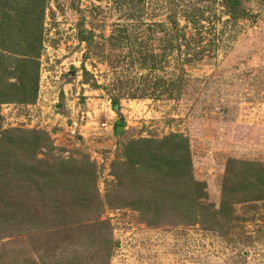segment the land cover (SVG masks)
<instances>
[{"label": "rangeland", "instance_id": "1", "mask_svg": "<svg viewBox=\"0 0 264 264\" xmlns=\"http://www.w3.org/2000/svg\"><path fill=\"white\" fill-rule=\"evenodd\" d=\"M238 2L245 14L224 0H0V180L14 172L8 155L13 169L18 153L88 159L101 207L76 222L94 229L99 219L113 240L107 262L89 260L93 239L75 246L81 260H67L52 241L29 244L0 228V264H264V0ZM31 62L37 95L22 103L15 92L31 88L21 72ZM6 92L18 101H5ZM33 133L49 140L20 143ZM165 141L184 145L190 166L157 193L191 196L190 213L171 209L155 221L146 202L108 201L114 168L144 142ZM140 170L147 200L150 174ZM186 181L187 191L178 186ZM52 218L38 209L37 236Z\"/></svg>", "mask_w": 264, "mask_h": 264}, {"label": "trees", "instance_id": "2", "mask_svg": "<svg viewBox=\"0 0 264 264\" xmlns=\"http://www.w3.org/2000/svg\"><path fill=\"white\" fill-rule=\"evenodd\" d=\"M224 1L232 7L233 14H245L242 9H239L238 0ZM30 70H35L36 72L38 64L34 65L31 62L30 65L21 71L25 75L28 84H31L29 90L24 85L21 88H17L15 92V94L21 96L22 100L19 101H22V103L32 100L37 95L38 77L34 74L31 75ZM4 97H7L5 101L7 100L9 103L18 101L14 95L7 92ZM111 109L120 116V105L117 99H112ZM122 123L117 122L116 126ZM22 136L20 143L25 142L26 145L32 146L33 149L39 146L42 141L49 140L38 133ZM23 139L25 140L23 141ZM151 144L154 143L144 142L145 146L141 145L139 152L136 149L135 154L138 156L135 158L136 160H132V155H130L128 156L130 163L125 165V167L122 165V167L116 166L114 168V176L116 177L115 188L117 189L112 194L107 195L108 201L114 199L119 208L123 207L126 202H134L135 205L133 206L135 207L141 205V202H146L145 204H148L153 209H151L152 213H150L149 219L155 221H160L165 216L164 213L171 209L183 210L185 211L183 214L190 213V210H192L191 206L195 202L191 196L179 198L178 201H175L169 195L167 197L162 193H157V190L163 185V183L161 184L162 181L169 182L168 179L174 177L172 172L182 173L190 166L188 149L184 145H180L181 143L170 144V142L165 141L158 146H151ZM164 144L165 146H163ZM130 152L132 153V151ZM14 157H17L15 169L10 166L12 160L10 155H8L9 160L6 163L8 165L7 168L9 167L14 172L8 173L4 181L0 180V192H5L6 194L2 197L5 199V203L1 204L4 214L0 221V228L8 229L7 231H11V235L14 232L17 233L16 236L27 235L28 238L26 240H28L29 244L37 242L38 238L42 244H48L52 241L55 253L60 250L59 257L61 259L64 256H76L77 260H81L83 256L77 257L79 252L76 251L75 246L81 241L93 239V242L97 243L94 246L99 245V248L97 251H93L92 247L89 246L90 250L87 251L89 260L95 262L96 260L102 261L104 259L107 262L112 251L113 240L104 222L100 223L98 222L99 219L95 220L97 224L94 229H92L94 227L92 225L87 226L88 229L79 225L80 221L79 223L78 221L76 222L79 216L82 217L84 215V218L91 216L95 210L101 207L99 195L96 192L95 165L88 159L64 160L54 156L49 162H40L35 160L33 156L29 157V155L22 153H18ZM148 157L149 159H147ZM136 164L140 167H137ZM142 167L149 170L151 179L149 183L147 182L151 186V192L148 190L149 192L146 193L147 200L142 199L140 181L137 182L145 171L140 170ZM148 170L146 171L148 172ZM176 185L177 182H170L169 188L172 189ZM178 186L186 191L191 189L190 181H186V183L178 182ZM153 187H155V191H152ZM40 207L45 214L51 215L53 220L52 226L41 231L37 236V231L39 230H36L33 224L35 225L37 212ZM71 219L74 221L68 225L67 222ZM56 222L57 224L59 222L63 223L66 226L57 232L49 231L48 229L58 227ZM104 231L107 232V236ZM115 246L117 247L118 244H115ZM69 259L70 257L67 258V260ZM57 261L59 264H63L61 260ZM64 264H67L66 261Z\"/></svg>", "mask_w": 264, "mask_h": 264}, {"label": "water", "instance_id": "3", "mask_svg": "<svg viewBox=\"0 0 264 264\" xmlns=\"http://www.w3.org/2000/svg\"><path fill=\"white\" fill-rule=\"evenodd\" d=\"M70 75L72 76L73 73L70 72ZM123 131H124L123 124H118V126L116 127V132H115L116 137L119 138Z\"/></svg>", "mask_w": 264, "mask_h": 264}, {"label": "built area", "instance_id": "4", "mask_svg": "<svg viewBox=\"0 0 264 264\" xmlns=\"http://www.w3.org/2000/svg\"><path fill=\"white\" fill-rule=\"evenodd\" d=\"M77 128H78L77 124L74 123L73 124V128H72V131H71V134H75V131H76Z\"/></svg>", "mask_w": 264, "mask_h": 264}]
</instances>
